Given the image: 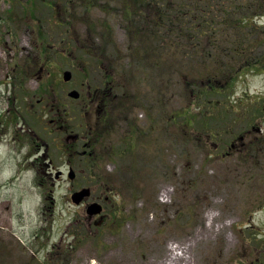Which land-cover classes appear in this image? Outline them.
I'll return each instance as SVG.
<instances>
[{
    "label": "rangeland",
    "instance_id": "1",
    "mask_svg": "<svg viewBox=\"0 0 264 264\" xmlns=\"http://www.w3.org/2000/svg\"><path fill=\"white\" fill-rule=\"evenodd\" d=\"M124 1L0 0V264H264V59L229 79L216 66L224 60L202 53H145L127 31ZM256 36L264 54V33ZM47 45L59 49L49 60ZM85 52L118 70V92L142 130L130 136L120 117L94 163L73 159L92 175L79 181L111 199L91 222L73 183L56 182L65 149L44 156L46 143L61 141L48 132L54 112L76 116L80 100L68 94L83 97L85 77L98 74L101 62ZM210 77L226 89L207 96L220 107L202 115L194 93ZM50 158L54 179L42 186Z\"/></svg>",
    "mask_w": 264,
    "mask_h": 264
},
{
    "label": "trees",
    "instance_id": "2",
    "mask_svg": "<svg viewBox=\"0 0 264 264\" xmlns=\"http://www.w3.org/2000/svg\"><path fill=\"white\" fill-rule=\"evenodd\" d=\"M263 9V0H125L121 12L129 35L134 41L142 39L137 46L145 53L148 45L151 49L148 51L152 52L162 53L164 48L174 47L177 51L182 49L179 52L184 56L195 57L202 53L208 61L224 60L223 65H216L218 73L235 79L254 64L258 68L263 66L264 54L258 50V36L251 37L264 33L261 31L264 27L259 24L264 17ZM250 38L254 41H247ZM43 50L47 55L48 45ZM236 59L244 62L233 64ZM198 87L200 92L194 93V101L201 114L211 108L219 109L220 100L207 96L226 87L216 84L211 77ZM230 129L225 132L232 133ZM205 133L218 139L221 130L209 129Z\"/></svg>",
    "mask_w": 264,
    "mask_h": 264
},
{
    "label": "flooded vegetation",
    "instance_id": "3",
    "mask_svg": "<svg viewBox=\"0 0 264 264\" xmlns=\"http://www.w3.org/2000/svg\"><path fill=\"white\" fill-rule=\"evenodd\" d=\"M49 8L54 10V7L49 5ZM5 24H8L5 22ZM49 24H53V21L49 20ZM49 54L55 52V54H59V49L52 50V47H56L54 45L48 46ZM64 52V50L62 51ZM86 57H92L95 59L99 66H97V75L95 78H87L83 82V85L86 89V94L82 97L79 93V98L74 99L75 101H79V107L76 117L74 115L75 111L70 107V109H65L62 111L56 110L54 112V117L49 121V135L57 136L59 138L57 144H45L46 153L44 156L49 157V151L53 148H57V150L65 149V152L68 155V160L64 163L63 168L58 170L57 180L59 183L65 178L73 183L72 187V195L83 190L84 188H89L91 190L90 195L85 197L80 206H84L86 208V219L88 221H92L93 219L98 218L102 214L106 212V205L111 203L110 197L106 194V190H104V194L96 195L95 191H93L90 185L84 183L83 181H79V179L84 180L85 182L89 181L92 178V175L87 169L79 173L75 168V165L72 164L74 158H82L88 160L87 163H94L96 157V148L98 144L107 139L106 136L110 134L111 127L115 126L116 121L121 117L123 118L125 124H129V132L130 136H135L139 134L140 127H135L136 123L133 119L130 118L132 112L128 105L124 103V98L118 92L119 86V78L120 74L116 68H102V61L104 60L101 55H95L92 53L85 52ZM47 59H50V56L47 55ZM115 63L117 60H113ZM119 75V77H118ZM121 84V81H120ZM120 87V86H119ZM72 99V98H71ZM262 104V102H261ZM65 108H67L65 106ZM22 110V109H21ZM263 112V109H261ZM75 117V121H73V115ZM3 121V120H2ZM119 122V121H118ZM117 122V123H118ZM0 123L1 122L0 120ZM142 133V130H140ZM1 132V127H0ZM33 135L34 134V131ZM134 132H137L136 134ZM257 132L259 136L264 135V127L262 124L258 126ZM37 136H39L37 134ZM16 138V137H15ZM16 144L18 143L17 138L15 139ZM239 140H243L241 137ZM36 142V139L32 141V144ZM232 147H234L232 145ZM43 157V158H45ZM54 158H50L49 164H47V171L44 172V180L42 182V186L45 185V182H49L48 179L52 178V174L55 166ZM74 174L71 176V174ZM43 174V173H42ZM73 177V178H72ZM54 184V183H53ZM80 185V186H79ZM52 199L51 197H49ZM94 203H98L103 207V212L100 215L90 216L87 212L88 207Z\"/></svg>",
    "mask_w": 264,
    "mask_h": 264
},
{
    "label": "water",
    "instance_id": "4",
    "mask_svg": "<svg viewBox=\"0 0 264 264\" xmlns=\"http://www.w3.org/2000/svg\"><path fill=\"white\" fill-rule=\"evenodd\" d=\"M71 78H72V73L70 71L64 72V80L65 81H70ZM69 96L74 98V99H78L79 98V92L74 90V91L69 93ZM72 175H74V174L72 173L71 176ZM90 192H91L90 189H83L80 192L75 193L72 196L73 202L75 204L79 205L85 197L90 195ZM102 211H103V207L98 203H94V204L90 205L88 207V210H87V212L90 216L99 215L102 213Z\"/></svg>",
    "mask_w": 264,
    "mask_h": 264
}]
</instances>
